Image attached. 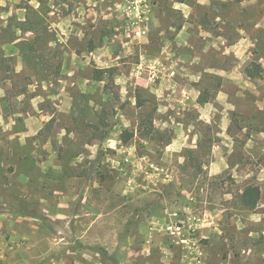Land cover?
<instances>
[{"label":"rangeland","instance_id":"374dc122","mask_svg":"<svg viewBox=\"0 0 264 264\" xmlns=\"http://www.w3.org/2000/svg\"><path fill=\"white\" fill-rule=\"evenodd\" d=\"M0 264H264V0H0Z\"/></svg>","mask_w":264,"mask_h":264},{"label":"trees","instance_id":"16d2710c","mask_svg":"<svg viewBox=\"0 0 264 264\" xmlns=\"http://www.w3.org/2000/svg\"><path fill=\"white\" fill-rule=\"evenodd\" d=\"M127 139L128 138H126V140ZM260 195H261V191L259 186L254 184H249L244 187L240 195V201L243 206L254 208L260 199Z\"/></svg>","mask_w":264,"mask_h":264},{"label":"built area","instance_id":"2783aa9c","mask_svg":"<svg viewBox=\"0 0 264 264\" xmlns=\"http://www.w3.org/2000/svg\"><path fill=\"white\" fill-rule=\"evenodd\" d=\"M170 229H172V233H175V232H177V233H179V231H180V226H175V227H170Z\"/></svg>","mask_w":264,"mask_h":264}]
</instances>
